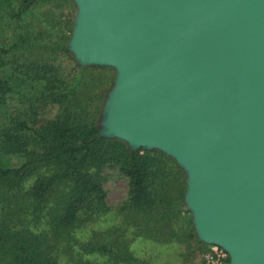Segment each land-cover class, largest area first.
I'll return each mask as SVG.
<instances>
[{
  "label": "water",
  "instance_id": "95a60500",
  "mask_svg": "<svg viewBox=\"0 0 264 264\" xmlns=\"http://www.w3.org/2000/svg\"><path fill=\"white\" fill-rule=\"evenodd\" d=\"M73 1L69 50L116 70L102 134L171 156L197 237L264 264V0Z\"/></svg>",
  "mask_w": 264,
  "mask_h": 264
},
{
  "label": "trees",
  "instance_id": "16d2710c",
  "mask_svg": "<svg viewBox=\"0 0 264 264\" xmlns=\"http://www.w3.org/2000/svg\"><path fill=\"white\" fill-rule=\"evenodd\" d=\"M6 2V11L20 17L35 0H19L16 7ZM19 40L28 41L22 33ZM5 51L0 47V109L16 95L25 113L10 116L9 122L0 113V264H58L55 248L65 253L75 229L106 207L100 171L108 162L129 179L128 207L148 214L160 205L167 214L162 219L171 218L170 185L177 181L181 199L186 187L182 167L159 149L140 152L104 136L100 116L72 122L67 106L71 90L55 80L50 67L31 63L9 69L1 54ZM39 98L62 105L64 111L45 121L26 114L35 110ZM85 247L96 248L91 242Z\"/></svg>",
  "mask_w": 264,
  "mask_h": 264
},
{
  "label": "rangeland",
  "instance_id": "374dc122",
  "mask_svg": "<svg viewBox=\"0 0 264 264\" xmlns=\"http://www.w3.org/2000/svg\"><path fill=\"white\" fill-rule=\"evenodd\" d=\"M9 1L15 7L19 3V0ZM0 2V47L6 50L1 54L9 62L8 68L31 63L50 67L55 80L71 90L67 106L72 122L79 124L101 117L106 94L115 82L116 70L105 65H93L92 69L86 70L81 67L91 65L76 63L68 48L77 12L75 2L35 0L20 17L13 16V10L6 11V0ZM21 33L28 41L19 40ZM15 42L17 46L13 45ZM6 103V109H0L1 114H7L3 117L5 122L13 118L10 116L25 113L20 109V96H9ZM34 105L35 110L26 114H37V119L42 121L55 118L64 111L62 105L44 104L41 98ZM131 149L142 152L155 148ZM100 177L106 207L75 229L65 253L55 248L58 264H203L209 254V244L197 237L193 215L185 201L186 187L181 199L177 197L180 193L177 181H174L175 186L170 185L171 218L162 219L167 215L163 206L152 207L148 214L128 207L129 179L118 165L108 162L100 171ZM86 242L93 243L96 248L89 251Z\"/></svg>",
  "mask_w": 264,
  "mask_h": 264
},
{
  "label": "built area",
  "instance_id": "2783aa9c",
  "mask_svg": "<svg viewBox=\"0 0 264 264\" xmlns=\"http://www.w3.org/2000/svg\"><path fill=\"white\" fill-rule=\"evenodd\" d=\"M229 258L225 248L218 244H209V254L203 264H224Z\"/></svg>",
  "mask_w": 264,
  "mask_h": 264
}]
</instances>
